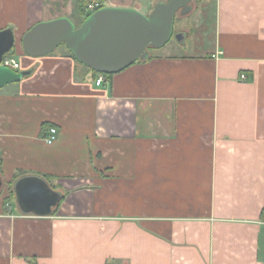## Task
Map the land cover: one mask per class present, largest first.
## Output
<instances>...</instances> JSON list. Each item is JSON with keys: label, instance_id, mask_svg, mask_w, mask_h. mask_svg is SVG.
<instances>
[{"label": "crops", "instance_id": "0c3cea01", "mask_svg": "<svg viewBox=\"0 0 264 264\" xmlns=\"http://www.w3.org/2000/svg\"><path fill=\"white\" fill-rule=\"evenodd\" d=\"M48 2L0 0L31 70L0 90V264H264V0H199L200 44L102 85L68 48L25 53L65 15ZM31 176L62 193L51 213L19 205Z\"/></svg>", "mask_w": 264, "mask_h": 264}, {"label": "water", "instance_id": "95a60500", "mask_svg": "<svg viewBox=\"0 0 264 264\" xmlns=\"http://www.w3.org/2000/svg\"><path fill=\"white\" fill-rule=\"evenodd\" d=\"M193 0H162L149 14L134 7L103 6L77 25L70 17L60 16L34 24L22 37L26 54L41 57L65 44L75 60L102 74H115L138 60L150 57V48L160 49L173 37L183 41L186 32H175L178 12L188 14ZM13 28L0 30V90L20 82L31 70H15L2 64L14 54ZM0 178V190L2 188ZM19 205L27 211L49 214L62 197L39 177H25L15 186ZM25 210V211H26Z\"/></svg>", "mask_w": 264, "mask_h": 264}, {"label": "rangeland", "instance_id": "374dc122", "mask_svg": "<svg viewBox=\"0 0 264 264\" xmlns=\"http://www.w3.org/2000/svg\"><path fill=\"white\" fill-rule=\"evenodd\" d=\"M89 3L92 1H99L104 6H119V7H129L128 3H131L132 0H86ZM133 6L134 8H141V11L146 14H149L152 9L154 8L155 4L158 1L162 0H133ZM79 0H49L48 2V9L49 12L52 11V15H63L70 17L77 25H80L83 22V19L81 15H79L78 11V3ZM140 2L141 5L136 4ZM199 0H193L192 6L198 5ZM115 4V5H113ZM194 8L192 10H194ZM193 12H189L186 15H183L181 12H178L176 16V23H175V32H179L181 29H185L187 31V34L185 36V39L183 41L176 40L174 37L173 39L167 43L164 47L160 49H153L150 52H173V51H192V46L197 42L200 44V42L206 38L205 35H203V32L201 29H194L192 28L193 25V19L192 14ZM190 17V18H189ZM187 22V23H186ZM67 48L65 44H62L58 47V49ZM161 50V51H159Z\"/></svg>", "mask_w": 264, "mask_h": 264}, {"label": "built area", "instance_id": "2783aa9c", "mask_svg": "<svg viewBox=\"0 0 264 264\" xmlns=\"http://www.w3.org/2000/svg\"><path fill=\"white\" fill-rule=\"evenodd\" d=\"M101 7H103V6L99 1H92L88 4L87 10L89 13H92V12L100 9ZM2 64L5 66H9L15 70H19L21 68L20 63L8 55L6 57H4ZM245 78H246V74H242L241 79H245ZM104 82H105V75L100 73L96 79V84L102 85ZM57 134H58L57 128L51 127L47 131V134L44 136L45 142L47 144H53L57 139Z\"/></svg>", "mask_w": 264, "mask_h": 264}, {"label": "trees", "instance_id": "16d2710c", "mask_svg": "<svg viewBox=\"0 0 264 264\" xmlns=\"http://www.w3.org/2000/svg\"><path fill=\"white\" fill-rule=\"evenodd\" d=\"M79 4H78V11H79V13H80V15H82V18H83V21H84V19L90 14L89 12H88V10H87V8H88V4H89V2L88 1H86V0H79V2H78ZM102 6H104L103 4H102ZM150 51L151 50H153V48H150L149 49ZM8 55H10V54H8ZM72 55V54H71ZM72 57L74 58V56L72 55ZM78 62V61H77ZM80 64V63H79ZM89 70H91L90 68H88ZM95 75H98V74H100V73H98V72H95V71H93V70H91ZM106 77H109L111 74H104ZM263 213H264V210H263Z\"/></svg>", "mask_w": 264, "mask_h": 264}]
</instances>
